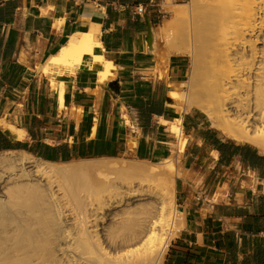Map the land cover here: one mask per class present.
Returning a JSON list of instances; mask_svg holds the SVG:
<instances>
[{
  "label": "bare ground",
  "instance_id": "bare-ground-1",
  "mask_svg": "<svg viewBox=\"0 0 264 264\" xmlns=\"http://www.w3.org/2000/svg\"><path fill=\"white\" fill-rule=\"evenodd\" d=\"M172 1H164L172 18L152 30L148 44L159 69L166 62L159 39L167 57L191 59L186 91H170L169 101L201 110L224 134L264 152V0H190L185 7ZM101 47L98 30L83 29L44 71L73 74L91 56L104 65L99 77L107 84L116 66L96 53ZM58 103L66 108L63 87ZM177 121L169 130L183 144ZM12 128L18 140L27 137ZM160 164L169 172L114 158L58 164L24 150L1 151L0 264H161L185 225L172 178L180 167L170 159Z\"/></svg>",
  "mask_w": 264,
  "mask_h": 264
},
{
  "label": "crops",
  "instance_id": "crops-1",
  "mask_svg": "<svg viewBox=\"0 0 264 264\" xmlns=\"http://www.w3.org/2000/svg\"><path fill=\"white\" fill-rule=\"evenodd\" d=\"M10 1L15 4L14 15L0 23V38L5 43L14 39L15 51L10 54L5 47L0 50V144L8 140L32 145L23 126L35 117L41 118L45 106L55 108L52 119L67 118L76 132L70 136L74 139L72 144L68 140L47 143L48 138L42 142L84 149L88 156L104 150L117 155L149 157L157 151L144 138L157 133L161 144L165 137L164 133L160 134L161 129H168L169 136L175 138L169 123L182 121L183 129L187 130L185 134L195 141L189 142L181 152L182 169L188 178L181 179L177 193L186 215V235H193L200 247L205 246L208 236L211 248L216 250L217 234L229 231L240 234L237 228L244 223V218L232 217L230 213L236 206L251 209L255 197H264V152L253 144L243 143L235 155L222 157L204 134L214 129L203 115L179 117L176 111L171 115L172 103L167 96L172 85L183 82L185 60L169 58L159 69L158 61L148 52V37L147 50L138 51L137 42L131 43L129 30L141 21L135 14L137 7L131 5L135 0H126V6L116 2L103 4L98 0H2L0 6ZM160 1L152 0L151 5L159 6ZM123 14L129 16L127 29L120 22ZM133 14L135 22H131ZM83 29L98 30L102 47L96 53L116 66L115 76L107 84H102L99 77L104 65L95 63L91 56H86L73 74L62 69L44 71L49 60ZM13 72L16 73L13 75ZM61 87L65 109H60L58 103ZM147 106L159 108L163 115L153 114L152 125L144 129L140 118ZM21 108H24L23 116ZM19 121H24V125H15ZM8 124L25 130L29 141L18 140L17 132ZM197 181L200 186L196 189L193 184ZM247 191L251 195L249 200ZM263 242L264 234L253 236L249 248ZM178 253L167 264H183L184 257Z\"/></svg>",
  "mask_w": 264,
  "mask_h": 264
},
{
  "label": "trees",
  "instance_id": "trees-1",
  "mask_svg": "<svg viewBox=\"0 0 264 264\" xmlns=\"http://www.w3.org/2000/svg\"><path fill=\"white\" fill-rule=\"evenodd\" d=\"M2 0H0L1 2ZM87 2L97 0H85ZM103 4L120 3L126 6L128 3L126 0H98ZM159 1V0H157ZM152 4V0H135L131 3L132 6L138 7L143 5L148 8ZM14 5L12 1L7 2L6 6H0V23L7 20V17H13ZM140 17L138 16V19ZM5 47L8 52L12 54L15 51V40L10 39L7 43L0 38V50ZM12 65L17 66L12 60ZM18 67V66H17ZM16 73V72H15ZM13 72V75L15 74ZM49 110L52 113L51 118L56 115L55 108L44 107L42 108L41 118H33L28 121L23 127L28 131V134L33 141V144L29 143H12L7 142L0 144V151L4 150H24L38 158L52 162H69L72 160H80L88 156L87 150H76L70 148L67 144L60 146H50L42 141L49 138L51 133L47 131H53L54 128L49 124L50 118L46 117ZM163 115L162 110L154 108L153 106L144 107L142 111V118L140 123L148 128L152 125V115ZM87 120H85L86 122ZM84 122V123H85ZM83 124L82 126H84ZM103 128V126H102ZM48 133V134H47ZM101 134V133H100ZM206 138L211 145L215 147L217 151L222 155H235L236 151L241 148L243 143L237 145V142L231 139H226L221 135H217L214 130L204 131ZM101 139V138H100ZM224 139V140H223ZM247 145V144H245ZM117 154L105 152L104 150H98L92 155L94 158H112ZM141 160H146L148 156H139ZM251 209L244 206H236L232 209L230 216L244 218V223L237 229L241 231L238 234L236 231H229L224 235L217 234L216 236V250H213L212 241L210 237L205 238V246L200 247L194 245H186L183 250L184 263L183 264H264V242L257 243L252 249L249 248L250 240L253 236H259L264 234V197H255L254 202L251 204ZM171 252L173 251L170 250Z\"/></svg>",
  "mask_w": 264,
  "mask_h": 264
},
{
  "label": "rangeland",
  "instance_id": "rangeland-1",
  "mask_svg": "<svg viewBox=\"0 0 264 264\" xmlns=\"http://www.w3.org/2000/svg\"><path fill=\"white\" fill-rule=\"evenodd\" d=\"M164 1L165 0L160 1L158 3L159 6L156 4H153L147 8L146 14H147V19H148V23L150 25L151 32H152V30H155L157 32L160 31L161 27H163L166 23H168L170 21V19L172 18V15L166 11ZM189 2H190V0H173L172 1L173 4L183 5L182 7H185V5H188ZM135 16L136 15H134V14L131 16V18H132L131 22L136 21ZM138 16L141 17V21L136 26L135 25L132 26V28L129 30L128 36L130 35L129 38H130L132 44H136V42H137V50L138 51L140 49L144 51V50H147L146 37H148V35H149V26H148L147 20H145L146 19L145 14L144 15H138ZM121 17H122V20L120 22H122L121 23L122 27L124 29H127L126 24L128 22L129 16H127V14H126V16H125V14H123ZM182 28H183V26L181 25L178 28V30L179 29L181 30ZM158 43L160 45L162 57L165 59V61H168L169 58H176V59L181 58V59L185 60L186 76L183 79L182 83H186L189 80V74H190V69H191L190 68L191 67L190 57L187 56L186 54H179V55L178 54H172V55L167 57L166 56L167 51L165 49L164 43L160 39L158 40ZM153 58L156 59L154 55H153ZM182 83L178 84V85H172L170 87L171 91H176L179 93L185 92L186 88H185V86H182ZM169 109H170L171 115H174L173 111H176L177 116H179V117L180 116L183 117L185 115L194 116L197 113L201 114L204 116L205 121H207L208 124L214 130H216L219 133V135L225 137L226 139L234 140L231 137H229L228 135L224 134L220 129L213 126L212 122L207 118V116L201 110H199L197 108L181 109L177 104L172 103L170 105ZM21 113L23 116L24 108L23 109L21 108ZM51 116H52V113L49 110V112H47L46 117L50 118L49 124L54 128V130L53 131H47L48 133L52 132L51 134H53V135L49 136L47 143L55 144L58 140H65V141L68 140L70 142V144H72L74 139L70 138V136L76 132L73 130L72 124L67 122L68 119L65 117H62L61 119L60 118L52 119ZM42 117H44V115ZM23 122L19 121L15 125H24ZM169 124H170L169 125V127H170L172 123H169ZM177 124L182 128V132H183L182 137H183V141H184L183 144H181L182 141H180L179 138L170 137L169 133H168V129H165V130L161 129V130H159L160 134L161 133L165 134V137H163L164 139H162L161 144H159L160 142H158L159 140L161 141V139H159L160 137H158L157 133H155V134L151 133L144 138L146 141H148L149 145L152 144L155 151H157L154 155L149 156L148 159L141 160L135 154L134 155H132V154L116 155L112 158L117 159L118 161H129V162H133V163L144 162L150 166L159 165V167H161V171L163 170L164 173L169 172L167 166L160 164L165 159H170L176 168L180 167V170L177 171V173H174L172 178L175 180V195H176L175 206H176V210L179 213V215L182 219V222L185 225L186 215H185V213H183V210L180 207V199H179V195H177L178 188L181 187V179L185 178V176H184L185 173L182 169V164H181L182 159L177 160V155L180 151L181 146L183 148V150H182V152H183V151H185L186 147L189 146V144H188L189 142H192L191 144H193L195 141H191V139L188 138L187 134H185L187 130H186V128H185V130L183 129L182 121L178 120ZM8 125L10 126V128H12V126H13L12 124H8ZM13 127H15V126H13ZM55 130H59V133H56ZM189 139H190V141H189ZM26 140L29 141V138L25 137L23 141H26ZM234 141H236V140H234ZM236 142L237 143L250 144L248 142H239V141H236ZM90 159H101V158H94L92 156H87L86 158H83L80 160H72L69 162H57V163L58 164H63V163L78 164L82 160H90ZM236 174H238V173H236ZM247 195H248V200H249L251 198L250 192L248 194V191H247ZM198 207H200V206H198ZM185 228H186V226L180 232L176 233V235L174 236L173 240L170 243L169 248L167 249L166 253L164 254V257H163L161 264H167L168 260L171 259L172 255H176L178 252H179L178 254H180V256L183 257V250H185L184 246L194 245L193 243L196 241V238L190 234L186 235ZM172 249H173V251L171 252L170 250H172Z\"/></svg>",
  "mask_w": 264,
  "mask_h": 264
},
{
  "label": "built area",
  "instance_id": "built-area-1",
  "mask_svg": "<svg viewBox=\"0 0 264 264\" xmlns=\"http://www.w3.org/2000/svg\"><path fill=\"white\" fill-rule=\"evenodd\" d=\"M146 11H147V8L144 7L143 5H140V6H138V7L136 8V10H135V14H136V15H144V14L146 13Z\"/></svg>",
  "mask_w": 264,
  "mask_h": 264
},
{
  "label": "water",
  "instance_id": "water-1",
  "mask_svg": "<svg viewBox=\"0 0 264 264\" xmlns=\"http://www.w3.org/2000/svg\"><path fill=\"white\" fill-rule=\"evenodd\" d=\"M146 20H147V23H148L147 17H146ZM148 26H149V35H148V38H147V42H148V44H151L152 43V32H151L149 23H148Z\"/></svg>",
  "mask_w": 264,
  "mask_h": 264
}]
</instances>
